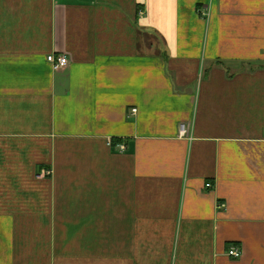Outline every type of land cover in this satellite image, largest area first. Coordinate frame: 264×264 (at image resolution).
Instances as JSON below:
<instances>
[{"label": "crops", "instance_id": "crops-1", "mask_svg": "<svg viewBox=\"0 0 264 264\" xmlns=\"http://www.w3.org/2000/svg\"><path fill=\"white\" fill-rule=\"evenodd\" d=\"M0 264H264V0H0Z\"/></svg>", "mask_w": 264, "mask_h": 264}, {"label": "built area", "instance_id": "built-area-1", "mask_svg": "<svg viewBox=\"0 0 264 264\" xmlns=\"http://www.w3.org/2000/svg\"><path fill=\"white\" fill-rule=\"evenodd\" d=\"M141 14V13H140ZM46 61L47 63L50 65L51 69L53 71H59L63 68H65L68 64V59L66 56L64 55H49L46 57ZM132 113H135L136 110L133 109L131 111ZM119 150H124L123 146H119ZM47 175H49V173H47ZM207 188L210 187V185H206ZM227 256L234 258V259H239L241 257V251L238 248H230L227 252Z\"/></svg>", "mask_w": 264, "mask_h": 264}]
</instances>
